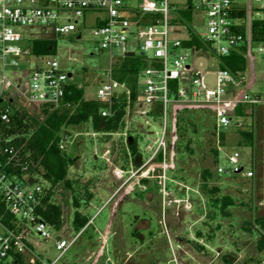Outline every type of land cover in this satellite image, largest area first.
Masks as SVG:
<instances>
[{"label":"built area","instance_id":"obj_1","mask_svg":"<svg viewBox=\"0 0 264 264\" xmlns=\"http://www.w3.org/2000/svg\"><path fill=\"white\" fill-rule=\"evenodd\" d=\"M89 11L105 13L93 34L99 39L100 49L110 56V65L93 99L106 105L101 111L104 117L112 116L114 105L125 101V128L113 134H120L127 143L130 117L146 124H150L149 119L162 123L160 135L146 145L149 157L142 159L143 163L166 162L170 133H176V118L182 109L211 110L220 132L229 131L235 118H242L237 116L240 106L245 113L249 107L254 115L258 107H264V89L254 88L252 51L257 45L264 58V0H0V201L13 217V226L0 218V264H57L78 236L64 238L62 229L57 231L45 221L39 208L46 187L36 181V176L42 175L30 172L29 162L36 163L26 160L28 153L22 154V143L16 142L19 134H5L1 124L11 122L22 101L40 115L60 108L72 84L73 73L69 76L57 58L37 56L31 46L23 44L29 38L23 28L45 26L68 34L78 29L79 21ZM195 11L204 22L203 32L190 23ZM254 21L259 22L256 38ZM183 30L186 37L180 36ZM193 37L201 43L200 48L185 43ZM200 51L214 59L211 65L215 69L205 70L201 62L196 64L193 57ZM137 52L143 56L151 53V65L139 71L133 99L129 85L114 77V63H122ZM234 52H242L250 60L243 73L225 66L223 57ZM210 74L215 78L213 87L207 80ZM223 156L229 164L218 165L220 173L255 177L256 169L240 164L238 151ZM114 174L123 177L124 171L116 169ZM34 233L54 241L60 250L56 258L49 261L41 256Z\"/></svg>","mask_w":264,"mask_h":264},{"label":"rangeland","instance_id":"obj_2","mask_svg":"<svg viewBox=\"0 0 264 264\" xmlns=\"http://www.w3.org/2000/svg\"><path fill=\"white\" fill-rule=\"evenodd\" d=\"M104 16L102 11H89L79 21L78 29L68 34H58L45 26L23 28L29 37L23 44L32 47L34 38L53 40L54 49L47 55L57 58L64 71L73 73L70 82L82 88L85 99L91 100L96 97L105 69L110 65L109 54L100 49L99 39L93 34ZM190 23L197 31L205 29L197 11ZM180 36L186 37V31ZM257 47L254 45L252 49L254 88L263 90L264 58ZM150 55L137 52L123 60L129 58L146 67L151 65ZM193 58L197 65L201 62L205 70L216 67L211 65L215 61L207 52L200 51ZM247 61L249 64L250 60ZM120 63L115 61V69ZM22 67L26 69V65ZM24 71L22 77H25ZM207 80L210 86H215L212 74ZM17 107L40 116L41 120L46 117L36 114L24 101ZM246 110L247 117L235 118L225 136V145H221L219 135L213 134L210 115L206 117L204 124L208 128L196 127L199 136L192 137L191 142L194 152L181 158L180 165L176 163L178 133L174 130L170 133L166 162L156 160L146 164L142 161L149 157L146 145L153 143L162 131L159 120L149 119L150 124H146L140 118L130 117L128 127L137 136L143 156L137 165L127 158L125 138L120 134L108 136L96 132L91 122L64 127L61 133L65 137L64 149L72 160L67 165V180L56 185L53 199L63 208L60 235L67 239L78 236L57 264H207L206 260L225 251L226 243L232 240L236 242L232 249L246 246L247 251H256L255 259L248 264H264V221L260 219L264 211L258 205L264 196V107H258L255 115L249 107ZM168 124L171 125L170 119ZM173 124L172 121V127ZM239 129L253 131L252 146L243 141ZM216 147L220 160L214 164L211 149ZM233 151L240 153V164L256 169L254 178L217 170L218 165L229 164L223 155ZM209 167L213 174L204 187L206 180L202 179V171ZM116 169L124 171L123 177L115 176ZM180 176L184 179L178 178ZM36 181L49 186L42 176H36ZM215 186H220L221 192H212ZM216 194H228L234 202L225 207L221 203L214 205L211 199ZM75 200L79 207L75 206ZM76 210L89 219L79 233L73 227ZM32 237L40 243L37 249L46 260L52 261L60 253L53 240H44L35 233ZM200 238L206 243L204 250L199 249ZM260 247L262 252H258ZM200 254H204V261H197L196 255ZM236 264H244V261H236Z\"/></svg>","mask_w":264,"mask_h":264},{"label":"trees","instance_id":"obj_3","mask_svg":"<svg viewBox=\"0 0 264 264\" xmlns=\"http://www.w3.org/2000/svg\"><path fill=\"white\" fill-rule=\"evenodd\" d=\"M186 15L190 17L189 12H186ZM252 27L253 34L255 35L256 32L259 31V22L254 21ZM185 43L195 45L197 48L201 47V43L196 37L187 40ZM32 49L33 53L37 55H47L53 51L54 42L49 38L34 39L32 41ZM223 61L225 66L234 72L243 73L246 70L247 59L242 52H234L225 56L223 57ZM142 68L143 67L136 61L128 58L122 61L114 72V77L117 80L126 82L129 85L133 99L137 96L138 74ZM173 87H176V83H173ZM68 103L69 105H67ZM105 106V104L98 100L85 99L83 89L79 88L76 84H71L61 107L47 113L43 120L39 118L40 116L29 114L25 110H15L11 116V122L9 124H1L5 134H19L16 142L18 144L22 143V154L25 155L28 153L29 155L26 157V160L36 163L32 165L29 162L30 172L41 173L42 177L49 182V186L45 188V195L42 199L39 212L45 221L57 231L63 228L64 219L62 205L55 202L53 199L55 187L59 183L67 180V165L68 162L72 160L69 154L66 153V150L60 147L64 137V134H61L62 130L69 125L91 122L96 132L106 133L108 136L113 133L122 132L125 128V101L118 102L114 105V113L112 116H102L101 111ZM209 115L213 120L211 124L213 134L219 135L221 145H225V136L228 131H217L216 119L211 110L182 109L178 112L176 119V131L178 133L176 140L177 165H180V159H183L187 153L192 154L194 152L191 142L193 139L192 137L199 136L196 127L199 125L207 129L208 126L204 124V121ZM237 116L242 118L247 117L243 106L237 109ZM238 133L246 144L250 146L253 145L254 133L252 130L247 131L239 129ZM123 145L125 146L127 158L129 160L131 159L132 162L137 165L142 154H140V149L138 147V138L131 130L129 131L127 143L123 141ZM211 151L214 155V164H216L220 160V152L217 147L211 149ZM159 160L161 159L159 158ZM211 169V167L204 168L202 171V179L206 180V182L203 183L204 187L208 186L207 182L212 177L213 173ZM178 178L184 179L182 176ZM211 191H215L216 193L221 192L220 186L213 187ZM211 200L214 205L221 203L223 207L234 202L228 194L221 196L217 195ZM75 206H80L76 200ZM222 212H225V210H222ZM0 218L8 225L13 226V217L9 211L5 209V205L1 201ZM88 222L89 219L86 215L78 210L74 212L73 227L78 233L86 227Z\"/></svg>","mask_w":264,"mask_h":264},{"label":"crops","instance_id":"obj_4","mask_svg":"<svg viewBox=\"0 0 264 264\" xmlns=\"http://www.w3.org/2000/svg\"><path fill=\"white\" fill-rule=\"evenodd\" d=\"M113 176H114V174H113ZM258 205L262 208L261 211H264V196L261 197ZM260 219H262L264 221V215L261 216ZM218 225H220V224L218 223L217 226ZM226 244H227L226 250L223 251L222 253H216L214 257L210 258V260H206V261H208L207 264H236V261H239V260L244 261V264H248L247 262H252L255 259L256 251L253 253L249 252V251H247L246 246L243 248L236 247L235 249H232L231 247L236 246L235 240H232L230 243H226ZM199 245H200L199 249L204 250L205 249L204 246L206 245V243L201 241V238H200L199 239ZM262 246H264V244ZM259 251L262 252L263 248L260 247L258 252ZM202 255H204V254L196 255L197 261H198V259L202 260V257H203ZM202 261H204V260H202Z\"/></svg>","mask_w":264,"mask_h":264},{"label":"water","instance_id":"obj_5","mask_svg":"<svg viewBox=\"0 0 264 264\" xmlns=\"http://www.w3.org/2000/svg\"><path fill=\"white\" fill-rule=\"evenodd\" d=\"M130 55H132V53H130ZM71 75H72V74L70 73L69 76H71ZM30 181H31V179H30Z\"/></svg>","mask_w":264,"mask_h":264},{"label":"flooded vegetation","instance_id":"obj_6","mask_svg":"<svg viewBox=\"0 0 264 264\" xmlns=\"http://www.w3.org/2000/svg\"><path fill=\"white\" fill-rule=\"evenodd\" d=\"M196 239V238H195Z\"/></svg>","mask_w":264,"mask_h":264}]
</instances>
